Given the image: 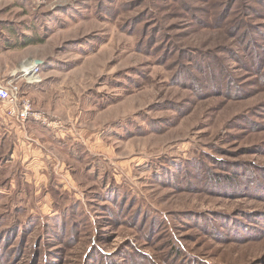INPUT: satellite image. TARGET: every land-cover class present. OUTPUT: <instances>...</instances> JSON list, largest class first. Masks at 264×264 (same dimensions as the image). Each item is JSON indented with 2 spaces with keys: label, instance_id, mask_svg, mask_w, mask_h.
Masks as SVG:
<instances>
[{
  "label": "rangeland",
  "instance_id": "obj_1",
  "mask_svg": "<svg viewBox=\"0 0 264 264\" xmlns=\"http://www.w3.org/2000/svg\"><path fill=\"white\" fill-rule=\"evenodd\" d=\"M12 82L0 264H264V0H0Z\"/></svg>",
  "mask_w": 264,
  "mask_h": 264
},
{
  "label": "built area",
  "instance_id": "obj_2",
  "mask_svg": "<svg viewBox=\"0 0 264 264\" xmlns=\"http://www.w3.org/2000/svg\"><path fill=\"white\" fill-rule=\"evenodd\" d=\"M18 83L12 82L8 86L0 85V103L5 108L7 115L20 124L32 120L44 125H51L48 115L34 107L32 100L23 95Z\"/></svg>",
  "mask_w": 264,
  "mask_h": 264
},
{
  "label": "crops",
  "instance_id": "obj_3",
  "mask_svg": "<svg viewBox=\"0 0 264 264\" xmlns=\"http://www.w3.org/2000/svg\"><path fill=\"white\" fill-rule=\"evenodd\" d=\"M16 125L19 128H25V125L18 124L17 122L13 121V119L8 116L5 108L0 103V133L3 130H7L9 133H11V132L13 133L19 129V128H17ZM22 131L23 130H20V133H23Z\"/></svg>",
  "mask_w": 264,
  "mask_h": 264
},
{
  "label": "bare ground",
  "instance_id": "obj_4",
  "mask_svg": "<svg viewBox=\"0 0 264 264\" xmlns=\"http://www.w3.org/2000/svg\"><path fill=\"white\" fill-rule=\"evenodd\" d=\"M30 66H32V68L31 67H27L28 69H31V70H26V71H28V72H26V71H23V72H25V73H27V74H32L31 75V77L33 78V75L35 74V70L34 69H36V66H33V65H30ZM35 80H33V82H34Z\"/></svg>",
  "mask_w": 264,
  "mask_h": 264
}]
</instances>
